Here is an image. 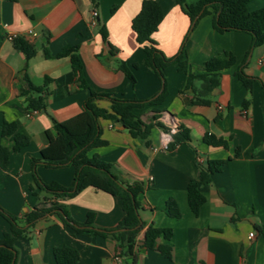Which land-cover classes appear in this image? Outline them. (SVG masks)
<instances>
[{
    "label": "crops",
    "instance_id": "1",
    "mask_svg": "<svg viewBox=\"0 0 264 264\" xmlns=\"http://www.w3.org/2000/svg\"><path fill=\"white\" fill-rule=\"evenodd\" d=\"M142 1L0 0V127L2 122L14 123L16 131L29 141L24 149L13 152L12 139L0 133V147L11 152L7 168H0V208L7 214L23 222V216L43 198L44 193L34 187V175L43 184L72 186L73 167L46 168L38 163L33 168L31 160L40 161V152L46 146L43 133L51 130L53 122L80 114L90 90L139 102L160 94L161 80L145 64V53L131 29V20ZM153 1L160 6L163 18L151 38L166 58L182 50L185 67L179 71L177 65H168L163 70L165 100L134 113L144 124L160 122L169 132L153 127L146 146L131 138L122 126L99 120L103 144L87 155H96L112 165L120 181L143 187L137 196L142 227L134 248L136 264H264V44L252 47L246 33H217L211 15L202 17L191 29L189 18L175 0ZM247 7L249 11L262 8L264 0H250ZM93 11L97 13L96 26L90 25ZM102 26L115 50L113 55L102 40ZM28 31L32 36L27 39ZM7 34H17L31 45L34 56L25 61L5 39ZM64 47L74 48L89 90L78 87L69 57H53ZM45 52L51 57H45ZM229 55L235 63L220 72L219 85L206 98L208 103L193 104V93L186 89L188 75L200 73L212 58L226 60ZM117 61L125 62L131 70L134 85L118 70ZM237 70L253 79L251 92L236 77ZM24 74L35 86L48 80L44 111L29 114L25 110L18 97ZM94 104L104 109L110 106L107 99ZM178 126L188 129L190 141L168 151L165 147L171 141L170 134ZM205 136L221 138L227 141V147H209L203 142ZM207 161L224 164L209 184L200 187L205 202L195 216L188 207L186 189L190 181L198 180L196 163L205 165ZM169 199L175 200L180 218L167 216L165 203ZM60 202L77 223L93 213L94 224L100 229H114L123 216L117 197L93 188ZM149 227L172 230L169 257L157 249L166 244L162 237L156 240L154 249L142 247ZM8 230V222L0 216V238ZM250 233L253 238H249ZM14 247V264H56L53 250L61 247L78 252L77 264H116L119 252L113 239L88 233L73 235L53 213L39 218Z\"/></svg>",
    "mask_w": 264,
    "mask_h": 264
},
{
    "label": "trees",
    "instance_id": "2",
    "mask_svg": "<svg viewBox=\"0 0 264 264\" xmlns=\"http://www.w3.org/2000/svg\"><path fill=\"white\" fill-rule=\"evenodd\" d=\"M95 1V0H92ZM250 0H198L190 5L186 0H175V3L191 23V29L197 22L206 15L212 16V27L219 34L226 32L246 33L251 38L252 47H260L264 44V7L254 11L248 10ZM113 12V11H111ZM163 18L160 6L153 0H143L138 14L131 20V29L135 33V40L145 53V64L150 67L155 75L161 80L162 89L155 98L139 102L136 100H121L113 98L110 94H97L90 90V95L83 106V111L75 117L63 121L53 122L52 128L43 133L46 146L40 152V161L31 160L34 168L41 163L46 168H61L71 166L74 169L73 184L69 188L60 186L52 182L43 184L34 175V187L44 193L43 198L32 211L23 216V222L18 217L7 214L0 208V216L9 224L8 232L0 238V264H11L15 262L16 250L15 242L19 238L26 236L29 229L46 214H55L65 227L72 230L73 235L88 233L92 236L113 239L119 248L117 256H122L129 264H136L134 248L136 237L141 230V220L139 218L140 203L137 196L143 192L140 183L126 184L120 181L114 174L112 165L98 159L96 155L88 157L87 153L103 144L100 140L99 120L109 121L113 125L123 126L131 138L137 139L148 145L147 138L153 127L162 129L164 132L169 130L160 122L144 124L140 117L134 113L137 109L147 106L160 105L167 96L163 70L171 64L177 65L179 71H183L185 61L183 51L172 58H166L157 48L153 41L152 34L158 29ZM102 40L109 47V54L113 55L115 50L108 42V34L104 26L99 28ZM13 46L24 56L25 61L30 60L34 54V48L22 39L13 42ZM45 57L51 55L45 52ZM55 58L69 57L73 74L75 75L78 87L88 89L82 75V64L74 53L73 47H64ZM235 59L229 55L226 60L212 58L208 60L200 69L198 74H190L187 78L186 89L193 93V104H207L206 98L211 91L218 87L220 72L234 65ZM118 70L125 77L135 84V78L131 70L123 61H117ZM136 69L137 65L133 64ZM236 77L243 87L251 92L253 79L246 76L242 70L235 72ZM49 94L48 80L43 85L35 86L24 74L22 84L18 89V97L23 100L25 110L35 113L45 110V99ZM107 99L110 102L108 109L97 107L94 101ZM248 101L244 103V106ZM264 93L261 102L263 107L262 115L264 120ZM2 137H9L14 142L13 152L24 149L29 141L28 138L16 131L14 123L2 122L0 127ZM171 141L167 144L166 150L172 151L182 143L190 141L187 128L178 126L175 132L171 133ZM203 142L212 148H226L227 141L213 136L203 137ZM10 151L0 147V168L5 170L9 163ZM239 152L236 151V156ZM223 161H207L205 165L196 163L198 168V180L189 182L186 194L187 204L190 211L197 216L200 207L205 202L200 187L211 182V176L221 170ZM87 188L102 191L121 201L123 216L117 226L112 230L97 228L94 224V214L88 213L83 223L73 221L68 211L60 201L71 199ZM49 203L48 207H43L44 203ZM165 211L168 217L178 219L181 214L175 200L169 199L165 203ZM162 237L166 244L157 247L160 253L169 257L171 246L169 242L172 238L171 229H160L149 227L144 235L142 247L154 249L155 242ZM53 257L56 264H77L79 254L76 250L68 247L55 248ZM14 264V263H13Z\"/></svg>",
    "mask_w": 264,
    "mask_h": 264
},
{
    "label": "built area",
    "instance_id": "3",
    "mask_svg": "<svg viewBox=\"0 0 264 264\" xmlns=\"http://www.w3.org/2000/svg\"><path fill=\"white\" fill-rule=\"evenodd\" d=\"M96 18H97V13H96V11H93V12L91 13V18H90V25H91V26H96V25H97ZM31 36H32V32H31V31H28V32H27V36H26L27 39H28L29 37H31ZM5 39H6L7 41L13 43L15 40L20 39V37H19L17 34H7V35L5 36ZM22 40H23V39H22ZM165 149H166V147H165ZM253 237H254V234H253V233H250V234H249V238H253ZM115 262H116V264H126V263H125V259H124L122 256H116V257H115Z\"/></svg>",
    "mask_w": 264,
    "mask_h": 264
},
{
    "label": "water",
    "instance_id": "4",
    "mask_svg": "<svg viewBox=\"0 0 264 264\" xmlns=\"http://www.w3.org/2000/svg\"><path fill=\"white\" fill-rule=\"evenodd\" d=\"M121 128H122V129H124V127H123V126H122ZM13 263H14V262L12 261V263H11V264H13Z\"/></svg>",
    "mask_w": 264,
    "mask_h": 264
}]
</instances>
